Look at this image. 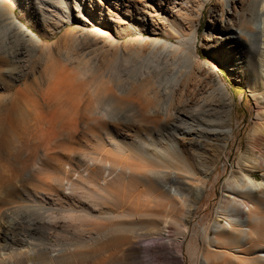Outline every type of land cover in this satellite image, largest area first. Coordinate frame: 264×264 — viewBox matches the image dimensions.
<instances>
[{
	"label": "rangeland",
	"instance_id": "1",
	"mask_svg": "<svg viewBox=\"0 0 264 264\" xmlns=\"http://www.w3.org/2000/svg\"><path fill=\"white\" fill-rule=\"evenodd\" d=\"M1 1L0 51L12 55L21 44L26 76L0 90V132L8 142L7 150L0 147V264L20 258L23 264H264V242L253 244L251 254L220 243L241 215L249 217L244 227L264 220V147L252 144L253 131L264 129L263 62L255 60L257 77L247 81L243 50L200 46L204 33L219 34L209 19L220 0ZM10 10L38 44L10 23ZM56 15L58 29L45 19ZM179 32L196 33L200 59L227 87L233 137L217 151L214 142L189 146V136L177 135L183 156L165 159L150 149L155 162L130 144L118 151L117 143L143 138L150 121L142 109L167 64L156 39L178 44ZM234 60L231 72L226 61ZM33 79L50 87L47 105L34 106L18 92ZM189 81L177 91L180 102L193 90ZM165 182L183 202L159 188ZM225 194L246 203L242 212L226 206ZM190 247L197 249L194 263L187 260ZM258 255L260 262L250 261Z\"/></svg>",
	"mask_w": 264,
	"mask_h": 264
},
{
	"label": "bare ground",
	"instance_id": "2",
	"mask_svg": "<svg viewBox=\"0 0 264 264\" xmlns=\"http://www.w3.org/2000/svg\"><path fill=\"white\" fill-rule=\"evenodd\" d=\"M200 1L201 0H199V2ZM3 2H0V11L2 8L6 9L1 7ZM121 2L131 4L130 0H121ZM182 2L187 5L189 0H182ZM199 2L198 4L200 5ZM237 2L239 5H237ZM82 3L85 4V1L82 0ZM180 7L184 6L180 3ZM199 8H201V5ZM186 9L187 8H184V10ZM211 12L209 22L213 26L218 24L219 34L208 37L207 33H204V42L201 43L200 46L213 52L223 48L225 49L230 45L243 50L244 53L248 55L244 64L245 79L248 81L252 80L253 77H257L255 60L257 59L260 62H263L261 66L264 68V0H249L247 4H242L241 0H220L218 8L216 10H211ZM146 15L149 14L147 13ZM55 17L57 18L56 21L54 18L50 17H45V19H50L48 22L53 23L54 28L58 29L62 23H59V17L57 15ZM8 18L10 19V23H13L19 29L18 32L20 35L27 37L24 40H28L35 44L40 42V39L32 33L30 29L16 19L12 10L8 13ZM72 21H77V19H72ZM117 22L119 23V20L116 18L114 23ZM95 23L98 25L100 24L99 21H95ZM178 34L179 37H176L177 41H179L178 44L164 38L156 39V42L161 43L166 49L165 57L167 59V64L165 66V73H162V75L160 74V76H162L161 79H164V82L158 78L157 88L154 89L153 87V92L150 91L152 93L150 94V96L152 95V101H148L149 103L144 109H142L141 105L143 113H146L150 120L145 126L146 130L144 131V137L140 138L137 136L135 139H132L131 142L125 143L124 145L117 143L114 147L118 151L125 150L130 144L136 153H140V155L147 160L155 162V158L147 152L150 149L154 152L160 153L165 159H169V154L172 155V153L175 156H183V150L178 147L176 142L177 135L189 136L187 143L189 146L195 145L201 147L205 143L208 144L214 142L213 148L217 151H224L229 140L233 137L234 129L232 127L231 117L232 98L227 87L222 83L220 75L216 72V68L200 59L197 52L196 33L192 32L189 36L185 37L183 35L181 36L180 32ZM21 49L23 48L20 44L19 48L15 49L14 54L12 55L6 50L0 51V90L8 89L15 84V82L25 78V54ZM226 63L228 64L226 68L227 70L231 72L237 70L236 60L226 61ZM5 80L8 82L6 83ZM189 80H193L194 82V87H192L193 90L190 88L192 90L190 95L186 94V97L180 102L177 97V91ZM29 82L30 84H28ZM29 82L24 84V86L18 90L19 93L23 94L25 100H29L31 104L38 107H40L39 101L44 103V105H47V101L53 100L49 90L50 87L47 86V88H43L40 79L39 82L34 79ZM253 85L254 86H251V88H254L253 90L256 91V84ZM261 94L264 96V90ZM92 122H96V120ZM153 135H155V138L157 136V139H155ZM252 139L253 149L260 150V148L264 147V129H255L252 133ZM53 140H55V137ZM53 140L47 144L48 146H46V148L51 146H49V144L53 143ZM159 141L165 143L167 147H159ZM6 143H8L7 136L0 132V147L5 149ZM244 162L247 161L245 160ZM149 174L151 178L158 180L157 178L159 177L157 176V172L149 170ZM167 177L171 179L169 174ZM197 180L202 186L205 184V179L197 178ZM170 185L171 184L168 185L166 182L163 184L161 183L159 188L168 193L172 199H177L180 192ZM201 189L202 188L200 187L198 188V193ZM224 196L231 198L226 201L228 203V205H226L228 208L230 206L232 210L239 213L242 212V205L244 207L246 205L245 202L238 201L235 195L229 196L228 194H225ZM196 197H198V194H196ZM179 198L181 199V202L184 201L183 194H181ZM248 219V216L244 218L241 215L239 220L233 222L236 227L234 228V233L228 235L222 233L220 243L224 245L226 244L225 246L237 244L241 247L240 249L251 254L253 244L264 242V220L261 219L262 223L259 227H256L255 225L244 227L247 226L246 222H249ZM256 222L254 221L255 224ZM245 230H247L246 234ZM216 233H218V230ZM242 243H245L247 247L243 248ZM188 250V262L195 261V259H197V249L195 247H190ZM178 253L179 252L175 254ZM179 256L180 254L178 257ZM259 257V255L258 257H253V260L251 259L250 261H259L261 260ZM179 258H181V256ZM15 261L16 264L24 263L21 258Z\"/></svg>",
	"mask_w": 264,
	"mask_h": 264
}]
</instances>
